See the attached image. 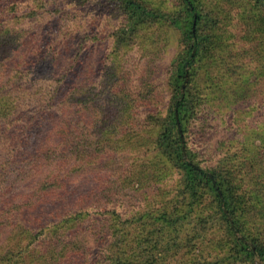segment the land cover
<instances>
[{
  "label": "trees",
  "instance_id": "16d2710c",
  "mask_svg": "<svg viewBox=\"0 0 264 264\" xmlns=\"http://www.w3.org/2000/svg\"><path fill=\"white\" fill-rule=\"evenodd\" d=\"M94 1L73 0L81 9ZM249 1L259 13L262 8L258 23L264 34V0ZM178 2L180 7L164 11L146 0H116L124 25L114 34L115 50L96 66L89 58L94 39L71 38L74 19L59 0L51 5L34 0L26 7L0 2V264H224L226 260L253 264L256 257L264 263L263 235L253 234L236 214L233 194L238 185L217 168L205 166L201 145L187 140V125L203 103L198 89L191 86L205 54H214L217 22L200 11L195 0ZM209 23L211 28H204ZM166 24L180 33L181 52L168 78L174 88L173 103L163 116L155 101L128 96L124 84L118 83V71H107V62L119 64L118 49L124 48L130 56V50L145 46L151 30ZM97 67L106 71L102 85L94 89L89 81L96 77ZM97 106L102 115L107 112L113 118L96 125L94 131L90 112ZM197 107L199 112L194 114ZM121 111L128 116L124 122L117 117ZM139 114L149 121L146 129H159L154 148L146 151L154 154L150 160L138 159L147 132L134 117ZM81 127L88 148L79 151L77 145L70 146ZM107 138L127 153L126 168L87 175L84 170L100 166L106 158L102 146ZM58 143L65 146L63 157H56L53 147ZM71 164L75 175L79 168L83 170L82 185V179L73 184ZM172 172L179 176L181 194L170 207L157 211L156 206L127 217L118 209L94 214L88 207L104 204L111 193H103L121 175L126 176L125 182L152 173L159 182ZM194 214L201 217V230L169 235L171 228L193 220ZM217 221L227 229L228 253L209 258L207 248L215 241L205 237L207 224ZM86 227L97 237L93 248L73 238ZM220 246H213V252H219Z\"/></svg>",
  "mask_w": 264,
  "mask_h": 264
},
{
  "label": "rangeland",
  "instance_id": "374dc122",
  "mask_svg": "<svg viewBox=\"0 0 264 264\" xmlns=\"http://www.w3.org/2000/svg\"><path fill=\"white\" fill-rule=\"evenodd\" d=\"M4 1L6 0H0V2ZM9 1L22 7L34 2V0ZM46 1L48 5H51L52 0ZM59 1L68 7L74 19L69 30L73 35L71 38L76 42L81 37L90 36L94 39L89 48L91 64L96 66L102 60L106 61L105 58L110 51L115 50L112 44L114 34L124 25V17L117 11L116 0H95L85 9H81L83 8L81 4L73 0ZM146 1L164 11L180 7L179 0ZM195 2L200 11L205 12L211 21L217 22L218 26L214 27L216 35H214L215 39L212 38L216 45L213 49L214 54H205L206 57L200 64L199 77H196L195 83L191 86L198 89L203 103L200 102V112L198 107L195 108L194 114L197 110L199 114L192 120L193 122L191 121L190 126L187 125V140L190 145L193 142L201 145L199 151L204 154L205 166L217 168L224 173L225 177L232 179L235 185H238V191L234 189L236 191L233 194L236 214L243 217L248 230L253 234L263 235L264 238V34L261 33L258 23L262 8L260 7L259 13L254 8L255 4H251L249 0H195ZM46 16L49 17L47 14ZM210 26L211 23L204 28H211ZM207 31L209 32V29ZM147 36L149 39L145 46H136L130 50V56L124 48L118 49L120 63L116 64L115 61L110 63L108 59L107 71H118V83L124 84L128 96L131 95L133 99L148 98V101H155L158 106L156 108L163 116H166L172 106L174 95V88L168 78L173 71V61L181 52V35L166 24L154 31L151 30ZM64 47L67 50L66 44ZM76 47H78L77 43L73 49ZM105 71L106 69L97 67L96 77L94 80L90 79L89 85L93 83L94 89L97 86L100 87L105 78ZM187 74L183 92L186 84L189 83V72ZM98 107H94L90 112V122L94 131L97 130L96 125L99 126L103 121L111 122L113 118L107 112L102 115ZM154 107L155 105L151 108L157 114L158 110L156 111ZM145 110L147 109L144 108L143 111ZM148 110L151 109L148 108ZM117 117L119 122H124L128 116H124L121 111ZM134 117L142 122L144 132L147 131L141 141L144 148L138 159L150 160L154 154L146 151L154 148L152 142L159 129H146L145 124L149 122L146 115H144L145 118H142L140 114ZM81 129L83 127L75 130L73 139L75 136L78 138L75 140L76 143L70 146L74 149L77 145L79 151L84 147L88 148L85 136L79 131ZM104 143L102 147L106 158L100 166L93 165L84 170L87 175L94 172L104 175L120 169L123 171L126 168L124 165L127 157L125 156L128 155L120 149L123 147L117 141L108 138ZM64 147L63 143L53 147L57 153L56 157H63L61 150ZM73 171H75V164H71L69 172L76 177L73 184L77 186V180L82 179V185L86 181L81 176L83 170L79 168L78 175H75ZM149 175H144L139 180L131 177L125 182L126 176L121 175L120 180L117 179L119 182H112L113 185L108 186V191L103 193L104 195L111 193L104 204L88 205V207L95 211L94 214L106 208L118 209L127 217L130 213H143L145 209L156 206L157 211L165 205L172 206L176 196L181 194L178 184L179 176L172 172L171 175L160 178L158 182L152 173ZM204 202L210 203V200L205 198ZM193 217V220H187L178 228H171L169 235L171 237L185 236L193 229L201 230V217L198 218L197 214ZM207 227L208 232L205 237L215 242H212L211 249L207 248L205 256L216 258L215 256L219 254L225 257L230 243L226 242L229 238L227 229L220 221L209 222ZM73 238L77 244L87 248H93L96 245L97 237L89 227L83 228L80 234ZM190 239H193L192 235ZM180 243L182 244V239ZM220 244L219 252H213V246ZM262 263L261 259L256 257V262L253 264ZM224 264L234 263L226 260Z\"/></svg>",
  "mask_w": 264,
  "mask_h": 264
},
{
  "label": "water",
  "instance_id": "95a60500",
  "mask_svg": "<svg viewBox=\"0 0 264 264\" xmlns=\"http://www.w3.org/2000/svg\"><path fill=\"white\" fill-rule=\"evenodd\" d=\"M176 118H177V121L179 123V118H178V112H177V110H176Z\"/></svg>",
  "mask_w": 264,
  "mask_h": 264
}]
</instances>
